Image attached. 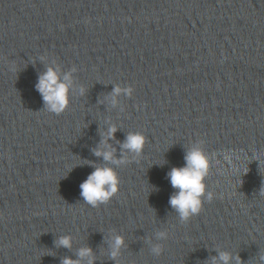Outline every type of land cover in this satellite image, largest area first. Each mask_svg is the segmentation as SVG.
Here are the masks:
<instances>
[{"label": "water", "instance_id": "95a60500", "mask_svg": "<svg viewBox=\"0 0 264 264\" xmlns=\"http://www.w3.org/2000/svg\"><path fill=\"white\" fill-rule=\"evenodd\" d=\"M48 67L71 80L58 115L34 87ZM116 85L132 93L112 105ZM101 141L127 162L94 155ZM197 143L214 195L181 222L167 172ZM96 167L119 186L93 208L79 184ZM261 189L264 0H0V264H88L82 248L92 264H264Z\"/></svg>", "mask_w": 264, "mask_h": 264}, {"label": "clouds", "instance_id": "9594fccd", "mask_svg": "<svg viewBox=\"0 0 264 264\" xmlns=\"http://www.w3.org/2000/svg\"><path fill=\"white\" fill-rule=\"evenodd\" d=\"M71 80L68 74L58 77V69L48 67L44 73L38 76L35 84L36 91L40 94L47 112L60 114L68 104V91ZM83 92V89H80ZM132 93L131 87H121L116 85L112 89L110 103H117L116 97L123 94L128 97ZM116 131L114 126H110L106 133V139H110ZM145 138L142 133L132 132L126 135L122 149L133 153L132 160H136L143 149ZM105 150L99 148L94 151V155L101 156L104 161H111L113 164H124L125 159H113V151L109 145L101 141ZM209 170V157L205 154L199 143L193 145L184 154V165L181 167H172L167 172V178L171 187L175 190L170 195L168 203L175 209L181 222L189 220L191 216L198 214L202 207L203 200L210 201L213 198L211 191H206L204 183ZM119 179L116 172L109 167H96L87 177L79 184L80 197L85 204L95 208L100 204H106L111 197L118 192ZM261 195H264V189H261ZM165 233H158V238L163 239ZM122 238L115 236L112 239V251L110 255L116 257L118 250L122 244ZM58 244L64 247L70 246V238L62 236L58 240ZM152 251L159 254L160 246L156 245ZM78 256L89 257L88 264H92L91 250L82 248L78 252ZM222 264H229L230 256L226 252H220L218 256ZM236 264H240L238 257H233ZM260 259L264 261V256ZM62 264H78L65 258ZM212 264H216V258H213Z\"/></svg>", "mask_w": 264, "mask_h": 264}]
</instances>
